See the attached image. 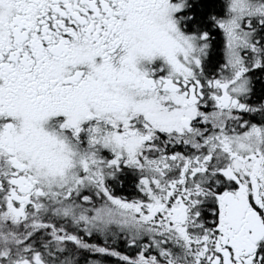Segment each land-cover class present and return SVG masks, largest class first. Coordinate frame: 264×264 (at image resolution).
<instances>
[{
    "label": "snow or ice",
    "instance_id": "1",
    "mask_svg": "<svg viewBox=\"0 0 264 264\" xmlns=\"http://www.w3.org/2000/svg\"><path fill=\"white\" fill-rule=\"evenodd\" d=\"M0 264H264V0H0Z\"/></svg>",
    "mask_w": 264,
    "mask_h": 264
}]
</instances>
